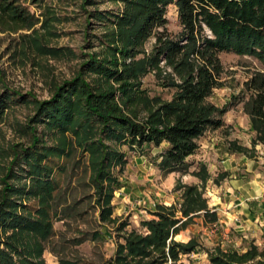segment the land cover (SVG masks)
Returning a JSON list of instances; mask_svg holds the SVG:
<instances>
[{
    "label": "trees",
    "instance_id": "obj_1",
    "mask_svg": "<svg viewBox=\"0 0 264 264\" xmlns=\"http://www.w3.org/2000/svg\"><path fill=\"white\" fill-rule=\"evenodd\" d=\"M25 1L0 0L1 28L14 31L26 26L30 14ZM111 1L121 2L122 7L95 8L90 13L104 29L97 40L102 49L82 63L83 69L99 76L102 84L92 86L81 76L65 81L51 99L39 102L35 119L59 132L70 130L78 138L77 144L87 150L91 180L103 197L101 215L110 214L113 187L109 184H117L109 167L125 162L123 153L103 140L140 150L165 144L158 155V168L164 174L190 173L201 180V185L178 180L175 190H180V203H155L151 211L154 218L141 223L146 232L130 230L124 242L117 244L112 261L183 264L177 262L179 255L195 251L199 243L194 237L177 241L174 235L194 217L202 216L205 223L218 219L203 196L210 176L206 165L200 163L190 172L186 160L198 148L197 139L205 131L223 124L224 109L207 102L213 89L221 85L218 53L249 54L264 64V0ZM83 2L95 4L94 0ZM171 3L177 6L182 27L177 37L166 29V8ZM150 38L154 42L147 52L143 45ZM139 53L142 56L137 58ZM151 70L162 75L163 86L172 90L169 99L151 97L142 88L141 77ZM251 88V114L264 125V81L258 85L253 82ZM23 99L22 95H0V115L10 102ZM28 150L20 158L27 166L29 186L9 183L10 169L1 180L0 264H44L42 241L53 234L50 200L55 183L49 160L65 149ZM237 150L246 151L243 147ZM226 175L221 174L222 178ZM30 198L37 200L34 209L27 207L26 199ZM208 258V264H264V250L256 245L244 251L215 246L208 251Z\"/></svg>",
    "mask_w": 264,
    "mask_h": 264
},
{
    "label": "rangeland",
    "instance_id": "obj_2",
    "mask_svg": "<svg viewBox=\"0 0 264 264\" xmlns=\"http://www.w3.org/2000/svg\"><path fill=\"white\" fill-rule=\"evenodd\" d=\"M94 1L95 4H85L83 0H26L24 6L30 14L26 26L14 31L0 27V95L24 96L21 102H10L0 115V194L1 180L6 179L9 169V183L29 186L27 166L20 158L24 150L43 152L57 146L65 149L62 155H53L49 160L55 183L50 200L53 234L42 241L44 264H114L117 244L124 242L130 230L146 232L141 223L154 218L151 211L155 203H180V190H175L178 180L201 185V180L190 173L164 174L156 164L160 147L145 146L140 150L104 139L103 143L123 153L125 162L109 167L117 184H109L113 187L110 214L101 215L103 197L101 200L97 184L91 180L87 150L77 144L78 138L70 130L59 132L36 122L39 102L51 99L65 81L81 76L92 86L102 82L82 66L93 52L102 49L97 40L104 29L90 13L95 8L116 10L122 3ZM165 16L168 33L179 36L182 27L175 3L167 6ZM153 42L154 38L147 40L144 50L150 51ZM141 56L142 53L136 55ZM218 57L221 85L213 89L207 102L224 109L223 124L205 131L197 139L198 148L187 158L190 172L197 170L200 163L209 171L210 178L203 187L209 207L219 203L222 189H228L237 201L254 192L264 197V125L255 121L250 111L254 93L251 86L264 81V64L249 54L219 52ZM165 69L171 71L169 67ZM163 79L151 70L141 77L142 88L151 97L169 99L172 90L163 86ZM238 147L246 151L240 152ZM224 172L227 175L222 178ZM198 179L200 182L194 183ZM102 184L106 186L107 182ZM26 203L31 209L37 206L35 198L26 199ZM244 207H250L247 201L235 209ZM236 223L212 225L196 217L174 239L186 242L194 237L199 245L195 251L179 255L177 262L208 264V251L215 246L244 251L256 245L258 250H264V230L243 236L241 232L248 230L236 232Z\"/></svg>",
    "mask_w": 264,
    "mask_h": 264
},
{
    "label": "crops",
    "instance_id": "obj_3",
    "mask_svg": "<svg viewBox=\"0 0 264 264\" xmlns=\"http://www.w3.org/2000/svg\"><path fill=\"white\" fill-rule=\"evenodd\" d=\"M165 146V144H162L159 149H161ZM192 155V154H191ZM189 155V156H191ZM188 156V157H189ZM187 157V158H188ZM186 158V160H187ZM224 170H227L226 167L223 168ZM208 170V169H207ZM209 173V171H208ZM210 175V174H209ZM184 176V175H183ZM210 178V176H209ZM199 180V179H198ZM199 183V181H194V183ZM223 195L219 203H215L214 207H209L211 211H215L217 214V221L212 222V225H221L222 224H234V222H238L239 220H242V223L235 224L234 226L239 229H235L236 232H239L240 230H248L245 232H241L243 236H246V234H250L251 232H254V234L258 232H263L264 230V197L260 198L259 194L254 192L252 195L246 196L241 200L237 201L236 198L232 197V194L228 191V189H222ZM180 200V199H178ZM243 201H247L250 207H244L241 209H235L237 206H239L241 203L243 204ZM159 203V202H157ZM168 203V202H167ZM162 204V203H161ZM171 204V203H169ZM209 206V205H208ZM153 216V215H152ZM154 217V216H153ZM201 217L202 216H197ZM196 217L193 218L195 220ZM203 220V218H202ZM204 221V220H203ZM211 223V222H209ZM208 224V223H206ZM189 225V224H188ZM187 225V226H188ZM186 226V228H187ZM184 228V229H186ZM182 229V230H184ZM181 231V230H180ZM253 234V233H252ZM190 239V238H189ZM188 239V240H189Z\"/></svg>",
    "mask_w": 264,
    "mask_h": 264
}]
</instances>
